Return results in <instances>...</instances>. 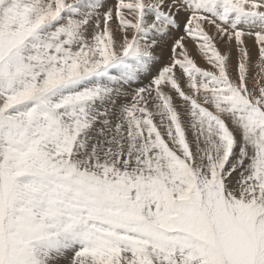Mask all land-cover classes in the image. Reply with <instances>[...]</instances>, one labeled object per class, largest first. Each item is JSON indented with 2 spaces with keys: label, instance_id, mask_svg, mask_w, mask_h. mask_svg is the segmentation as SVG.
Instances as JSON below:
<instances>
[{
  "label": "snow or ice",
  "instance_id": "1",
  "mask_svg": "<svg viewBox=\"0 0 264 264\" xmlns=\"http://www.w3.org/2000/svg\"><path fill=\"white\" fill-rule=\"evenodd\" d=\"M0 264H264V0H0Z\"/></svg>",
  "mask_w": 264,
  "mask_h": 264
},
{
  "label": "bare ground",
  "instance_id": "2",
  "mask_svg": "<svg viewBox=\"0 0 264 264\" xmlns=\"http://www.w3.org/2000/svg\"><path fill=\"white\" fill-rule=\"evenodd\" d=\"M254 41V40H253ZM253 41L252 40H250V39H247V45H248V47L250 48V50L251 51H253L252 52V55H255L256 54V50H257V48H256V45L253 43ZM167 50H166V54H165V57H164V62H167ZM233 58H234V60H235V55L233 56ZM254 59V58H253ZM197 60H201L200 62H202V63H204L205 61L201 58V57H197ZM199 63V62H198ZM207 65V64H206Z\"/></svg>",
  "mask_w": 264,
  "mask_h": 264
},
{
  "label": "rangeland",
  "instance_id": "3",
  "mask_svg": "<svg viewBox=\"0 0 264 264\" xmlns=\"http://www.w3.org/2000/svg\"><path fill=\"white\" fill-rule=\"evenodd\" d=\"M250 40H254V38H249ZM253 43L255 44V41H253ZM256 45V44H255ZM257 51V50H256ZM253 52V51H252ZM256 54H257V52H256ZM256 54L255 55H253V58H254V60L256 59ZM233 60H234V58H233ZM201 60H197V62H199V64H200V66H202V67H206V68H209L210 69V66L209 65H206L207 63L206 62H204V63H202V62H200Z\"/></svg>",
  "mask_w": 264,
  "mask_h": 264
}]
</instances>
